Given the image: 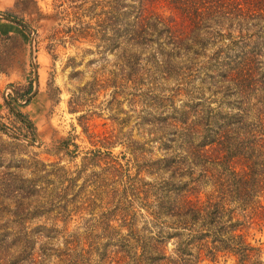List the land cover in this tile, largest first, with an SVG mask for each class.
<instances>
[{
  "label": "trees",
  "instance_id": "trees-1",
  "mask_svg": "<svg viewBox=\"0 0 264 264\" xmlns=\"http://www.w3.org/2000/svg\"><path fill=\"white\" fill-rule=\"evenodd\" d=\"M65 1L56 15H71L74 25L55 29L51 41L67 37L112 55L116 71L106 88L151 110V120L137 126L163 157L144 171L143 148L125 136L131 162L109 160L104 173L125 182L127 198L71 232L46 217L61 189L47 196L35 228L28 208L39 192L33 182L13 190V227L0 237V264H203L219 254L234 264H264L262 248L244 234L264 225V0H78L71 13ZM102 141L112 148L110 138ZM68 146L61 141L56 150ZM99 156L89 152L91 164ZM34 164L33 175L68 182L57 164L54 173Z\"/></svg>",
  "mask_w": 264,
  "mask_h": 264
},
{
  "label": "rangeland",
  "instance_id": "rangeland-1",
  "mask_svg": "<svg viewBox=\"0 0 264 264\" xmlns=\"http://www.w3.org/2000/svg\"><path fill=\"white\" fill-rule=\"evenodd\" d=\"M60 1L64 0H0V237L11 233L13 227L11 197L15 189H24L33 182L39 192L28 208L32 214L30 228L43 223L45 214L40 215L47 196L51 198L61 189L62 199L55 204L58 208L51 209L46 217L49 226L57 220V230L66 228L71 232L111 211V204L121 196L127 198L125 182L104 173V163L109 160L122 166L130 161L129 150L122 144L126 143L125 136L143 148L144 161L149 163L141 167L144 171L154 169V161L163 157L160 145L137 126L144 119L151 120L147 114L151 110L140 103H128L131 95L121 90L106 88L109 71H116L112 55H97L94 46L88 44L71 45L67 37L64 43L51 41L55 29L74 25L71 15L62 21L61 15H56ZM64 3L68 13V7L79 5L78 0ZM49 45L55 47L48 49ZM104 138L112 140V148L102 147ZM61 141L69 146L57 151ZM89 152L100 153L93 164ZM36 162L45 164L48 172H53L51 164H57L60 172L68 173V182L58 175H33L39 167ZM136 169L130 168V172ZM139 177L150 183L154 180ZM102 184L107 185L106 194L101 192ZM109 191L113 192L112 198L107 195ZM131 207L138 210L136 201ZM117 217L113 216L115 226L118 224L114 221L120 222ZM136 217L140 227L143 220L139 213ZM244 234L248 242L262 248L264 259V225L247 226ZM171 248L172 242L167 251ZM203 264L234 261L219 254L213 262Z\"/></svg>",
  "mask_w": 264,
  "mask_h": 264
},
{
  "label": "water",
  "instance_id": "water-1",
  "mask_svg": "<svg viewBox=\"0 0 264 264\" xmlns=\"http://www.w3.org/2000/svg\"><path fill=\"white\" fill-rule=\"evenodd\" d=\"M17 23H19L18 21H16Z\"/></svg>",
  "mask_w": 264,
  "mask_h": 264
}]
</instances>
